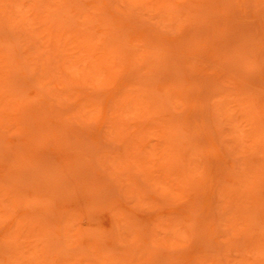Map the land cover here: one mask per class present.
<instances>
[{
  "label": "rangeland",
  "instance_id": "374dc122",
  "mask_svg": "<svg viewBox=\"0 0 264 264\" xmlns=\"http://www.w3.org/2000/svg\"><path fill=\"white\" fill-rule=\"evenodd\" d=\"M0 264H264V0H0Z\"/></svg>",
  "mask_w": 264,
  "mask_h": 264
}]
</instances>
